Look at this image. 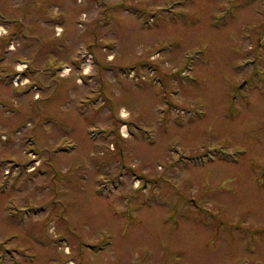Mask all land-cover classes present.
Returning <instances> with one entry per match:
<instances>
[{
    "label": "rangeland",
    "instance_id": "rangeland-1",
    "mask_svg": "<svg viewBox=\"0 0 264 264\" xmlns=\"http://www.w3.org/2000/svg\"><path fill=\"white\" fill-rule=\"evenodd\" d=\"M0 264H264V0H0Z\"/></svg>",
    "mask_w": 264,
    "mask_h": 264
}]
</instances>
